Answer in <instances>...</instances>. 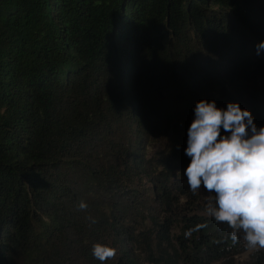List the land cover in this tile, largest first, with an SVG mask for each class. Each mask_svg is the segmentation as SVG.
<instances>
[{
  "label": "trees",
  "instance_id": "obj_1",
  "mask_svg": "<svg viewBox=\"0 0 264 264\" xmlns=\"http://www.w3.org/2000/svg\"><path fill=\"white\" fill-rule=\"evenodd\" d=\"M261 43L264 0H0V264H65L77 223L92 238L73 264H228L244 253L169 143L146 151L161 128L192 123L201 100L239 103L264 127ZM134 179L149 181L153 206L126 230ZM105 232L117 255L101 262L93 246ZM244 264H264V249Z\"/></svg>",
  "mask_w": 264,
  "mask_h": 264
},
{
  "label": "clouds",
  "instance_id": "obj_2",
  "mask_svg": "<svg viewBox=\"0 0 264 264\" xmlns=\"http://www.w3.org/2000/svg\"><path fill=\"white\" fill-rule=\"evenodd\" d=\"M261 49L264 43L257 54ZM194 115L185 149L191 162L183 172L191 192L203 187L209 193L208 214L232 229L234 241L242 239L251 251L264 249V127L239 103L230 102L225 110L215 100H201ZM78 208L86 211L88 205L81 200ZM93 255L103 262L114 259L117 249L96 244Z\"/></svg>",
  "mask_w": 264,
  "mask_h": 264
},
{
  "label": "rangeland",
  "instance_id": "obj_3",
  "mask_svg": "<svg viewBox=\"0 0 264 264\" xmlns=\"http://www.w3.org/2000/svg\"><path fill=\"white\" fill-rule=\"evenodd\" d=\"M221 109H223V108H221ZM256 110H258V113L260 114L258 116L262 120H264V105H263V107H261V105H257V109H254L255 113H256ZM190 120L191 119H189V120L186 119L182 123H179V126H178V128H176V130H174V129L168 130V128H165V127L161 128L154 138V144L152 145V148H148L146 151L147 157L151 156L153 154V152L163 150L164 146L169 143V145L172 147V150L170 152V155H172L171 157L173 159L172 162L178 163L177 170L180 171L181 169L187 168V166L190 164L191 161L185 155V149L187 148V138H188L185 132L187 130V127L189 128L191 125ZM255 123H256L258 128L262 127V125H261L260 121H258L257 117H256ZM172 131H174V132H172ZM103 156L105 157V158H103V160L106 162L109 159H114V157H113L114 152H110L109 149L105 148L103 151ZM179 159H180V161H179ZM77 177H79V175L74 177V180L80 181V177H79V179ZM148 182L149 181L144 180L141 183L137 184L138 180H135L134 183H132L131 188H132V190L136 191V196L139 197V200L137 201V203L136 202L131 203L130 200H129V203H127L128 200H126L127 199L126 197L123 199H120L118 201V204L123 205V201L126 200V203L128 205H131L130 211L124 212V215L122 217L123 222H124L123 227L126 230L139 226L140 225L139 214L138 215H136V214L141 213L144 210L148 212V208L151 207V205L153 206L152 194L150 193V185ZM75 186H77V185H75ZM77 193L78 194L80 193V189H77ZM101 195L102 194L100 192H96V193H93L90 196V198L93 199L94 197L95 198L98 197L99 201L101 203H103L105 201V199H102ZM208 195H209V193H207V191L204 189H201L197 193V196H198L201 204L208 203V200H207ZM96 206H98L99 208H103V209L108 207V206H102L101 204L96 205ZM77 218H79V217H77ZM83 218L87 219L86 216ZM135 220H136V222H138L137 226L133 222ZM84 221L86 222L87 220H84ZM78 224L79 223H77V225H71L68 228L67 233L65 234V237H66L65 245L66 246L61 247V251H60L61 255L64 258H66V260H69V261H66L65 264H73V262L77 258V256H80L79 255L80 252L78 251L79 247H77V246H78V243H79L81 238H82L84 243L87 242V239L92 238L90 236L87 237V233L83 232V231L87 232L88 229H86L85 227H82V228L78 227ZM89 226H91V225H89ZM102 235L103 234L97 236V239L101 238L103 241H105L104 245L117 249L116 244H114L115 238H114L113 233L110 232L107 234L105 232L103 235L104 238L100 237ZM87 244L89 245L90 243H86L85 247H88ZM76 251L78 252V255H77ZM251 252H252L251 250L247 249L244 253L233 257L232 259H230L231 261L229 260L227 263L228 264H231V263L244 264L245 262H247L249 260ZM80 257H82V256H80ZM209 264H221V263L216 262V263H209Z\"/></svg>",
  "mask_w": 264,
  "mask_h": 264
}]
</instances>
